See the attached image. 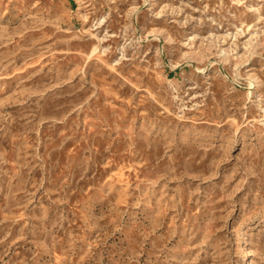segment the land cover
Returning a JSON list of instances; mask_svg holds the SVG:
<instances>
[{
  "label": "rangeland",
  "instance_id": "374dc122",
  "mask_svg": "<svg viewBox=\"0 0 264 264\" xmlns=\"http://www.w3.org/2000/svg\"><path fill=\"white\" fill-rule=\"evenodd\" d=\"M0 264H264V0H0Z\"/></svg>",
  "mask_w": 264,
  "mask_h": 264
}]
</instances>
